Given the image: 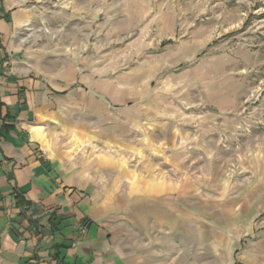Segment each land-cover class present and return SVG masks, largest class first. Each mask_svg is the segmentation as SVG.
Returning a JSON list of instances; mask_svg holds the SVG:
<instances>
[{
	"label": "crops",
	"instance_id": "1",
	"mask_svg": "<svg viewBox=\"0 0 264 264\" xmlns=\"http://www.w3.org/2000/svg\"><path fill=\"white\" fill-rule=\"evenodd\" d=\"M25 3L0 0V264H173L143 235L174 229L164 214L177 219L202 183L178 137L163 142L179 122L101 92L99 64L51 31L41 41L43 16ZM262 234L243 260L264 264Z\"/></svg>",
	"mask_w": 264,
	"mask_h": 264
},
{
	"label": "rangeland",
	"instance_id": "2",
	"mask_svg": "<svg viewBox=\"0 0 264 264\" xmlns=\"http://www.w3.org/2000/svg\"><path fill=\"white\" fill-rule=\"evenodd\" d=\"M25 1L43 16L41 41L51 31L53 46L99 64L101 92L179 122L163 142L178 137L202 183L177 219L164 214L174 229L165 221L143 237L173 264H251L264 232V198L251 197L257 180L264 189V0Z\"/></svg>",
	"mask_w": 264,
	"mask_h": 264
}]
</instances>
